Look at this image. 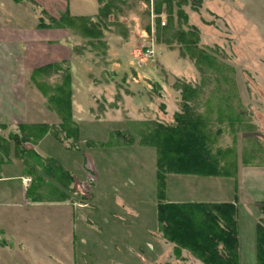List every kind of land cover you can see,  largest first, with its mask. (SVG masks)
I'll return each mask as SVG.
<instances>
[{"label":"rangeland","instance_id":"374dc122","mask_svg":"<svg viewBox=\"0 0 264 264\" xmlns=\"http://www.w3.org/2000/svg\"><path fill=\"white\" fill-rule=\"evenodd\" d=\"M114 4L113 12L103 19L102 33L98 38H88L79 30L68 29L75 37L77 59L73 78L76 89L97 91V100L102 99L101 102L106 100L105 95L109 96L110 107L122 106V122L83 124L81 137L85 139L80 148L74 146L77 143H72L71 139L60 140L49 132L38 149L65 166L78 163L79 169L83 168L87 157V165H91L84 170L89 172V178L74 182L75 188L87 191L93 182L99 186L102 182L116 181L122 187L127 183V188L135 191L141 199L138 203L141 216L132 224L121 225L117 221L121 234L111 231L100 234L88 228L84 231L86 247H78L80 255H76V264H205L187 249H184L187 250L185 253L182 250L180 257L175 255L174 249L173 252H163L159 259L155 257L157 252H146L150 250L148 242L154 241L151 229L157 230L159 226L157 149L153 145H142L140 133L146 132L150 124L144 122L174 121L173 110L181 111L183 102L182 91L177 85L188 82L200 89L198 95L188 102L194 111L209 118L215 132V148H228V155L235 157L237 166L244 160L264 163V0H187L181 5L186 17L179 15L178 5L172 8L171 13L165 7L157 13L152 1L147 5L142 0H114ZM99 6L98 0H72L69 12L96 18ZM40 13L50 19L47 13ZM193 26L199 29L197 44L221 63L218 67H208L213 73L203 75L192 56L184 51V44L176 38L179 29L188 30ZM87 56L92 62L90 66L81 62ZM230 67L233 72L229 71ZM217 68H225L231 78L226 80L218 71H213ZM115 71L121 73L114 75ZM63 75L64 71L60 70L43 72L35 80L46 85L47 89L62 82ZM94 82L105 87V95L95 89ZM41 93L43 108L50 111L53 120L61 121L46 94ZM82 94V91L78 94L80 101L88 105V101L81 98ZM230 106L242 112L239 121L234 115L232 121L225 116L230 114ZM219 113L224 114L220 116ZM142 115L147 117L141 119ZM130 116L138 119L129 121ZM60 121L52 125L58 129ZM112 129H121L123 134L114 141L136 139L134 147L128 145L117 149L119 154L113 157L115 161L111 160L112 156H106L110 145L99 143L108 141ZM10 131L19 133L17 126H9L6 130L0 129V134L7 136ZM30 143L24 145L33 151V143ZM103 152L105 156L100 159ZM22 161L15 154L11 141L10 160L2 164L0 177V264H60L52 256L69 251L71 235L68 215L58 213L55 205H48L57 199L37 200L48 201L45 205L17 207L9 204L23 199L22 181L18 176L25 174ZM117 163L123 167L121 172L117 170L114 178L111 175L107 177L106 172L103 176L101 165L112 168ZM38 173L51 181L43 172ZM33 180L32 176L27 179L31 183ZM133 181L136 182L135 187ZM219 182H202L198 177L188 175L169 179L175 195L179 192L190 194L203 183ZM164 195L166 199V192ZM84 202L88 203L86 199ZM143 221L150 230H143Z\"/></svg>","mask_w":264,"mask_h":264},{"label":"crops","instance_id":"0c3cea01","mask_svg":"<svg viewBox=\"0 0 264 264\" xmlns=\"http://www.w3.org/2000/svg\"><path fill=\"white\" fill-rule=\"evenodd\" d=\"M71 1L0 0V124H5L8 128L9 126L16 127L20 123L52 124L57 122V120H53L50 117V111L48 110V112L43 108L40 100V97H43V95L32 76L34 70L40 66L66 61L70 67L72 77V116L79 127L78 141L75 142L77 144L74 146L80 148L82 147L81 143L85 139L81 137V126L83 124L93 122L99 124L103 121L119 123L122 122L123 118H121L122 106L115 105L114 109L110 107V97L104 94L106 91L103 85L96 84L95 82L93 84L95 89L105 95L106 100L103 102H101L102 99L100 101L97 100L99 97L98 93L93 89L89 90L85 87L84 90L76 89L73 78V66H75L74 64L77 59L74 51L75 37L68 27L55 25L50 22V19L47 20L40 13H47L49 18L50 16L58 18L61 13L69 11ZM57 9L60 11H56ZM42 21H45L47 24H42ZM81 62L88 66L92 64L88 56ZM118 72L120 71L113 73L116 75ZM81 91L83 93L81 98L86 99L88 105L80 101L78 94ZM86 92L89 93L88 96ZM99 102L102 104H99ZM173 111L176 113L179 109ZM118 112L120 114H116ZM146 117V115H142L141 119ZM135 119L138 118L130 116L129 121L134 122ZM121 135H123L121 129H112L109 131L107 142L104 140L99 141L101 145H110L107 146L111 149L106 152V156H112V161H115L113 157L119 154V150L117 149L124 146L128 147V145L134 147L136 139L130 142L114 141L119 136L121 138ZM46 138H48V133L39 143L33 144V148L42 157H52L50 155L47 156V154L38 149V146H41ZM100 155V159L104 158L105 152ZM22 162L24 163V161ZM87 162L86 157L83 168L80 169L78 163L69 167L59 162L73 176V181L68 186H64L51 178V183L58 186L59 189L64 190L67 194L65 198H59L56 201L49 199L53 200L50 202L27 198L26 191L30 187L31 182L27 181L30 176L25 173L18 175L22 181V202L9 203L12 206L22 207L24 204L45 205L48 202L52 203L48 205H55L57 207L58 213L68 215L70 221L69 236L71 235V238H69L71 239L69 251H64L59 256H52L60 264L77 263L76 255H80L78 247H86L84 243V231L88 228L96 230L100 234L107 233V231L121 234L122 232L117 225V221L121 225L123 223L132 224L141 216L138 205L141 199L135 191L127 188V183H124L125 185L122 187L116 181H112L109 184L102 182L99 186L93 182L87 187V191H83L78 187L75 188L74 182H83L86 181L87 177L89 178V172H85L84 170V167L88 168V165H91L90 163L87 165ZM99 168L101 171L103 170V176L106 172L105 175L107 177L111 175L113 178L117 170L121 172L123 169L119 163L112 166V168L106 165H101ZM37 171L42 172L40 169H37ZM74 172L77 173L75 174ZM184 175L198 177V180L202 182L206 181L207 183L213 180L220 182L219 184L210 185L203 183L198 190H193L190 194L179 192L175 195L171 191L172 186L169 183V179L170 177H184ZM0 177H2V173ZM132 183L135 187L136 182L133 181ZM165 187L167 199L165 200L169 202H234L237 206L239 262L240 264H257L256 226L262 216L260 206L264 204V163H252L250 161L245 163L239 161L236 173L231 176L170 172L166 175ZM123 188L126 190H123ZM85 199L88 203L84 202ZM45 200H47V196ZM136 227L139 229L138 226ZM142 228L145 231L150 230L145 222ZM151 231L154 234V241L148 242L150 250L146 252H157L155 253L157 259L162 257L163 252H173L174 244L162 236L159 226H157V230L151 229ZM156 235H159V237ZM114 246H117V243L114 242ZM117 249L123 250L121 248ZM157 249L159 250L157 251ZM185 251L187 252V250L183 249V253ZM65 258L66 261L64 260Z\"/></svg>","mask_w":264,"mask_h":264},{"label":"trees","instance_id":"16d2710c","mask_svg":"<svg viewBox=\"0 0 264 264\" xmlns=\"http://www.w3.org/2000/svg\"><path fill=\"white\" fill-rule=\"evenodd\" d=\"M142 1L147 5L152 1L157 13H161L164 7L171 13L172 8L178 5L179 15L187 16L181 9V5L187 0ZM98 2L100 6L96 18L86 14H71L67 10L58 18L50 16V22L79 30L85 37L98 38L102 33L101 27L104 25V20L113 12L115 6L114 0H98ZM158 22L160 23V18ZM41 23L47 24L45 21ZM176 38L184 44V51L192 56L195 65L203 75L212 72L208 67H218L221 64L213 54L197 44L199 29L196 26L188 30L179 29ZM59 70L64 71L63 81L53 87L46 89V85L35 80L43 72ZM213 71H218L226 80L231 78L225 68L221 70L217 68ZM229 71L233 72V69L230 67ZM32 78L39 89L46 94L61 121L58 129L57 126L48 123H20L17 126L19 133L10 131L7 136L0 134V175L1 165L10 160L12 141L15 154L24 161L25 173L35 179L26 191L27 198L36 201L46 199V196L47 199H63L67 196L64 190L40 175L37 169L64 186H68L73 181L71 173L55 158L42 157L36 151L28 150L24 143L36 144L49 132L54 133L60 140L66 138L71 139L72 143L78 141L79 127L71 111L70 67L66 61L49 63L36 68ZM216 79L219 80L218 76ZM177 87L182 91L183 102L182 110L175 113L174 121L172 123L155 120L144 122L150 124L148 126L146 124V132L140 133L142 144L153 145L157 149L159 230L166 240L174 244V253L177 257H180L183 249H187L205 264H240L237 206L234 202H169L165 200L167 173L231 176L237 171L236 159L233 155L231 157L228 155V148H215V132L212 131L209 118L194 111L188 102L198 95L200 89L188 82H182ZM225 104L228 105L226 102ZM229 108L230 114L225 116L232 121L231 118L234 115L235 120L239 121L242 112L236 110L237 107L234 106ZM219 114L223 116L224 113ZM6 128L7 125L0 124V129ZM61 133L63 137H60ZM260 211L262 216L256 226V260L257 264H264V204L260 206Z\"/></svg>","mask_w":264,"mask_h":264}]
</instances>
